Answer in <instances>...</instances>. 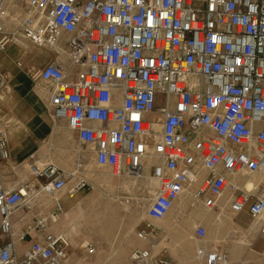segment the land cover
<instances>
[{"label":"built area","instance_id":"obj_1","mask_svg":"<svg viewBox=\"0 0 264 264\" xmlns=\"http://www.w3.org/2000/svg\"><path fill=\"white\" fill-rule=\"evenodd\" d=\"M10 1L23 18L7 30L0 0V52L18 34L54 54L29 75L54 130L64 127L98 170L140 177L146 165L156 181L130 264H230L203 223L189 256L171 253L174 233L158 222L181 197L175 225L193 209L246 215L264 242V0ZM8 83L0 72V92ZM41 156L25 158L29 179L0 176V264H76L95 252L56 227L64 197L96 189L83 157L62 169ZM4 165L0 121V171Z\"/></svg>","mask_w":264,"mask_h":264},{"label":"rangeland","instance_id":"obj_2","mask_svg":"<svg viewBox=\"0 0 264 264\" xmlns=\"http://www.w3.org/2000/svg\"><path fill=\"white\" fill-rule=\"evenodd\" d=\"M16 17L18 19L16 20L15 18L14 21L11 22V28H14L19 23L20 18L23 17L22 7H20V11L17 12ZM30 47L32 46L29 45V49ZM53 55L54 54L52 52L38 49L36 54L31 55L33 65L32 71L35 72L45 65ZM0 72L6 74L8 81H10V76L2 65H0ZM0 95L4 96L5 100L9 99L8 90L1 91ZM8 113L9 112L7 110L5 111L4 108H2L0 111V121L6 127V130L10 135V133L14 132V130L20 131L22 126ZM50 137V140L44 144L45 148L41 151V155L45 156L46 158H50L51 154L53 155V162H48H51L62 169H67L63 165V161L66 159L67 155L70 154L73 155V158L71 161L69 160V166H71L77 155H81L83 157V165L85 167L93 165V155L87 151L85 147L77 145L73 138H71L70 133L66 131L64 127L57 133L54 132V135ZM48 149L50 151H47ZM60 149H64L70 153L66 156H60ZM73 149L75 150V154L72 153ZM26 169V164L23 163L20 170L25 171ZM91 170L97 171L98 174L102 175L100 180L101 182L105 183V185L110 179L113 182L117 180L118 186H104L101 188L92 178H90L96 184V189L94 191H83L78 193L72 200L63 201L65 212L69 213L72 210L67 219V229L71 233H75L71 230L70 223H74V225L77 227V232L71 237L72 243L74 246H77L83 242L94 245V254L88 257L83 255L78 257L88 262V264H128L127 259L129 258V252L136 245L134 240L136 225L138 222L144 220L146 201L152 194L150 191L151 180H146V182H148L146 186L150 190L146 189L147 191H144V189L142 190V187L140 188L136 186L125 189L121 186V183L126 181L128 183L131 180L127 179L128 177L122 176L120 178H116L106 170L100 171L95 166H93ZM25 176L26 179H29V172H27ZM21 181H23V179L17 175L16 183ZM132 184H134L133 180L131 185ZM189 212L190 210L187 211V214H189ZM197 214H199V218L205 216V220L203 221L207 228V233L210 232L212 235H217L220 230L223 231V233L226 231L225 237L228 236L227 233H230L231 230H229L230 228L227 221L228 215L225 217H217V213H206L203 210L197 211ZM208 219H210V221H208ZM234 220L238 222L243 228L248 226V224L251 222L246 215H242L238 218H235ZM181 227L185 228V222ZM163 229L169 230L165 226ZM232 238L235 239L237 244L242 246V242L244 241L243 239H238L241 242H237L238 240L235 237L232 236ZM176 239L177 237H175L174 233L171 236V244L169 245L172 254H177L178 251L182 249L179 248V246H177L175 243ZM251 240H254V238H250V241ZM181 241L182 245L183 243L190 244L189 239L185 236L182 237ZM259 241L261 246L264 245L262 240ZM243 243L244 244L242 247H246L247 249L251 248L250 245L248 246V244L245 243V241ZM222 245L228 250L224 243H222ZM172 248H175V252L172 251ZM184 251L185 255H187L190 254L191 249H185ZM241 262H244V264H264L263 251L260 249H255L251 253L245 252L241 258ZM236 264L241 263L239 262Z\"/></svg>","mask_w":264,"mask_h":264},{"label":"crops","instance_id":"obj_3","mask_svg":"<svg viewBox=\"0 0 264 264\" xmlns=\"http://www.w3.org/2000/svg\"><path fill=\"white\" fill-rule=\"evenodd\" d=\"M7 17L4 21L5 28L11 31V19L9 16H14V19H18L16 17L17 12L20 11V7L14 2H8L6 6ZM19 9V10H18ZM9 12V13H8ZM13 12V13H12ZM9 15V16H8ZM22 18V17H21ZM10 27V28H9ZM15 45H9L4 52H0V65L8 72L10 76V81L7 90L9 91V99L5 101H1L2 95H0V111L2 108L8 111L16 122H18L22 127L20 131L14 130V132L8 134V150L10 155V165H4L1 167L0 176L2 180L6 183H15L17 175L22 178L23 180L26 179L25 174L27 173V169L25 171H21V165L25 163V158L31 152H37L41 155L42 149L45 148L44 144L48 140H50V136L54 135V132L57 133L61 129L54 130L52 126V122L50 121L46 109H45V102L41 101L37 96L36 92H39V88L34 86L31 79L30 74L32 71V54H36L38 49L30 47L29 44L22 38L15 39ZM19 62V66L17 63ZM44 66V65H43ZM30 88V91H29ZM52 141V140H51ZM43 144V145H42ZM52 147V144H51ZM34 150V151H33ZM47 151H50L49 149ZM68 152V153H67ZM69 151L66 150H59L60 156H66L69 154ZM70 155V154H69ZM67 155L66 159L63 161V165L66 168H69V160H72L73 155ZM42 161H51L53 162V155H50V158H46L45 156H41ZM12 165H16V167H12ZM91 166V165H89ZM89 166L87 169L92 171ZM93 172V171H92ZM150 176L151 173L147 172ZM148 180V179H146ZM140 181L137 183L138 185H147L148 182ZM151 180V187L154 185L153 180ZM100 183L101 180L97 179ZM146 182V183H145ZM108 186L113 187V183L111 181L107 182ZM187 198L182 197L179 199L178 202L175 204V208L168 212L167 216L158 222L159 225L162 227H167L169 230L175 233V237H177L175 243L182 249H192L194 247V243L190 238V233L194 229L197 224H204L205 216L199 218V214L197 211H201V209H193L189 212L188 218L185 220V228L181 226H177L172 222V214L177 212L178 209H182L186 206ZM222 202L226 204L228 202V194H225L222 198ZM48 203V202H46ZM208 213V212H206ZM222 215L225 217L227 214L222 211ZM242 216V215H241ZM240 217V216H238ZM235 217V218H238ZM233 216L228 215L227 221L229 224L230 233H227V237H225L226 231H219L216 235H212L208 232V238L210 241L214 243H224L228 248V253L230 257V264L241 263V258L245 252L251 253L255 249H260L263 251L264 254V245L261 246L260 239L256 236L257 232V225L255 222H250L248 226L243 228L238 222H236ZM210 221V219H208ZM155 223V222H154ZM254 223V230L251 233H247L246 231L250 227L251 224ZM57 228L60 230L67 231L71 237L75 235V233H71L67 228H65L64 218L57 223ZM174 229V230H173ZM245 229V230H244ZM236 231V232H235ZM187 232V233H186ZM242 233L246 236L249 235L248 240L247 237H239L238 239H243L245 243L250 245L251 248L247 249L246 247L240 246L235 242V239L231 237V233ZM186 237L189 239L190 244L183 243L182 245V237ZM250 238H254V240L250 241ZM237 242H241L238 240ZM261 247V248H259ZM172 251L175 252V248H172ZM189 256V254L185 255L184 257ZM192 260L188 261L187 264H194L191 262ZM128 264H130L129 260L127 259Z\"/></svg>","mask_w":264,"mask_h":264},{"label":"bare ground","instance_id":"obj_4","mask_svg":"<svg viewBox=\"0 0 264 264\" xmlns=\"http://www.w3.org/2000/svg\"><path fill=\"white\" fill-rule=\"evenodd\" d=\"M8 2H11L10 0H6V6H7V4H8ZM7 10V9H6ZM8 11V10H7ZM9 13V12H8ZM13 13V12H12ZM9 16V15H8ZM15 16V15H14ZM14 16L12 15V16H9L10 17V19H11V21H14ZM23 18V17H22ZM22 18H20V21H19V23L11 30L12 32H16V28L18 27V25L20 24V22H21V20H22ZM17 20V19H16ZM10 28V27H9ZM16 38H22L20 35H16V36H14V41H15V39ZM23 39V38H22ZM62 60H64V57H60ZM65 61V60H64ZM9 90V89H8ZM9 92V91H8ZM2 100V102L3 101H5V98L4 97H2L1 98ZM59 129H62L61 127L59 128ZM72 153L73 154H75V150L73 149L72 150ZM72 158H73V156H72ZM46 162H48V161H46ZM25 164H26V168H27V172H29V168H28V163H27V160H25ZM148 164H150L149 163V161H148ZM93 166H95L94 164L92 165V166H89V168L90 169H92V167ZM86 168V170H87V174H88V177L89 178H92L97 184H98V186L99 187H107L108 186V183L105 185V183H103V182H98L97 181V179H100V177L102 176V175H100V174H98V172L97 171H90L89 169H87V166L85 167ZM147 172H150L149 170H148V168H147V166L145 165L144 166V168H143V171L140 173V177H133V176H126V177H128L127 179H131L128 183H127V181L126 182H122L121 183V186L122 187H124L125 189H129L130 187H144L145 189H147V190H150V189H148V187L147 186H145V185H138L137 183L139 182V180L140 181H144V180H146V179H152L153 180V183H154V185H152V187H151V192H153L154 191V189L156 188V181L154 180V178L152 177V175L150 176ZM132 180H133V182H134V184H132L131 185V183H132ZM109 182L111 181V183H113V186L114 187H117L118 186V182H117V180H115L114 182L112 181V180H108ZM120 184V183H119ZM126 184H128V185H126ZM74 198V197H73ZM73 198H71V197H64V199H63V201H65V200H72ZM182 198V197H181ZM72 211V210H71ZM71 211L69 212V213H67V212H64V215H63V218H64V223H65V228H67L68 227V221H67V219H68V216L70 215V213H71ZM62 219V218H61ZM60 219V220H61ZM59 220V221H60ZM58 221V222H59ZM70 227H71V230L73 231V232H77V230H76V226L74 225V223H70ZM245 230V229H244ZM254 230V223L253 224H251L250 225V227L248 228V230L246 231L247 233H251L252 231ZM236 232V231H235ZM235 232H232V235H231V237L233 236V237H235V238H238L237 237V235L239 234V237H249V235L250 234H248V236H246L245 234H242V233H235ZM187 233V232H186ZM69 234V233H68ZM252 234V233H251ZM70 235V234H69ZM71 236V235H70ZM248 240V239H247ZM76 264H88V262H86L85 260H83V259H80V258H78L77 259V261H76Z\"/></svg>","mask_w":264,"mask_h":264}]
</instances>
